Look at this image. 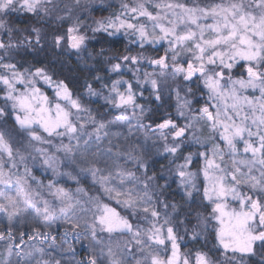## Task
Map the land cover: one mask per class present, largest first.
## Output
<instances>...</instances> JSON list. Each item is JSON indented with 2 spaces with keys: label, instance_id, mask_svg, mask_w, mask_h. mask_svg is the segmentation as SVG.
Instances as JSON below:
<instances>
[{
  "label": "snow or ice",
  "instance_id": "1",
  "mask_svg": "<svg viewBox=\"0 0 264 264\" xmlns=\"http://www.w3.org/2000/svg\"><path fill=\"white\" fill-rule=\"evenodd\" d=\"M0 264H264V0H0Z\"/></svg>",
  "mask_w": 264,
  "mask_h": 264
},
{
  "label": "trees",
  "instance_id": "2",
  "mask_svg": "<svg viewBox=\"0 0 264 264\" xmlns=\"http://www.w3.org/2000/svg\"><path fill=\"white\" fill-rule=\"evenodd\" d=\"M96 15H100V13L97 12ZM10 18L16 24H23L26 22L23 13H12L10 14ZM101 43L102 41H92L90 44V48L96 47V49H99ZM123 44L124 41L121 40L120 43L113 44L112 47L118 48L119 50L123 51ZM33 56H35L36 59L39 60L41 63L48 64L50 69L53 71L55 77L65 79L66 82L69 83V85L76 92H82L83 89L80 87V85L84 83L86 78L90 79L89 72L78 61L76 56H72L67 53L64 54L62 58L56 59L53 57L52 53L47 49L44 52L30 53L28 59L31 60ZM96 106L97 108H99L100 111H102L101 107H98V105ZM157 169H160L159 163H157V165L154 164L151 170L158 172ZM68 243L71 244L76 250L74 254H69V259L79 260L85 254L82 244H86L87 241L82 240L80 243H76L74 240L70 239ZM214 243V238L209 237L208 240L205 241V244L201 243V241L194 242L190 240L187 244V247L192 248L195 244L196 247H204V250H208L212 248ZM65 247H67V245H65ZM254 259L256 261H259V257H256Z\"/></svg>",
  "mask_w": 264,
  "mask_h": 264
},
{
  "label": "rangeland",
  "instance_id": "3",
  "mask_svg": "<svg viewBox=\"0 0 264 264\" xmlns=\"http://www.w3.org/2000/svg\"><path fill=\"white\" fill-rule=\"evenodd\" d=\"M94 41H95V40H94ZM96 45H97V44H96ZM95 48H96V47H95ZM68 54H70V55H72V56H76V55L73 54V53H68ZM41 87H42V89H43L44 91L47 92V94H48L50 97L53 95V91H52L51 88H48L47 86H44V85H42ZM96 105H98V107H101V108H102V111L104 110V109H103V102H102V101H97L95 98H93V99H92V103H91L90 106H91L93 109H98V110H99V108H97ZM155 165H157V163H156ZM159 170H160V169H157L158 172H159ZM172 187H173V189H175V185H174V184L172 185ZM189 241H190V239H188V241H187V243H186V247H187V244H188ZM200 241H201V243L205 244V240L201 239ZM13 259L15 260L16 257H13Z\"/></svg>",
  "mask_w": 264,
  "mask_h": 264
}]
</instances>
